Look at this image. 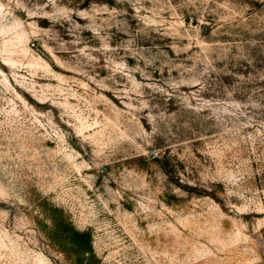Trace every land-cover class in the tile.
Here are the masks:
<instances>
[{"label":"rangeland","instance_id":"1","mask_svg":"<svg viewBox=\"0 0 264 264\" xmlns=\"http://www.w3.org/2000/svg\"><path fill=\"white\" fill-rule=\"evenodd\" d=\"M263 82L264 0H0V264H264Z\"/></svg>","mask_w":264,"mask_h":264},{"label":"trees","instance_id":"2","mask_svg":"<svg viewBox=\"0 0 264 264\" xmlns=\"http://www.w3.org/2000/svg\"><path fill=\"white\" fill-rule=\"evenodd\" d=\"M264 84V82H263ZM156 159L164 174L168 180L173 183L179 182L178 169L176 164L172 163V159L167 151L162 154L153 157ZM184 187H191L187 184H183ZM221 183H216L215 188L196 187L192 189L196 191L198 195L209 196L214 200H217V191L221 190ZM217 202H220L217 200ZM50 227L45 231L48 238L53 244L61 247V250L65 252V258L69 264H98V258L92 247L91 232L89 229L78 230L71 222L61 213L57 208H53L50 214Z\"/></svg>","mask_w":264,"mask_h":264}]
</instances>
